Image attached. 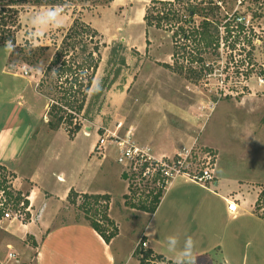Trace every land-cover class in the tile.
Returning a JSON list of instances; mask_svg holds the SVG:
<instances>
[{
    "label": "rangeland",
    "instance_id": "374dc122",
    "mask_svg": "<svg viewBox=\"0 0 264 264\" xmlns=\"http://www.w3.org/2000/svg\"><path fill=\"white\" fill-rule=\"evenodd\" d=\"M151 1L114 0L109 6L93 11L78 8L76 15L71 9L64 10L62 27H48L41 32L32 25L31 18L58 5H47L45 0H0V99H4L1 100L3 107H6L7 94H18L23 89L27 93L28 80L34 86L31 102L36 112L35 120H39L43 112L42 116H48L51 106L62 96L55 90V53L73 41L74 36L70 38L69 31L81 13L83 22L97 32L104 44L98 71L79 117L83 128L97 132V141L105 129L115 131L117 124H122L119 133L132 128L136 142L145 147L148 146L147 138L163 135L159 130L161 120L167 123L168 119L171 126L189 127L195 149L199 153L210 151L216 157L221 175L248 182L262 181L264 0H211L220 9L216 10L214 18H220L217 20L224 23L235 17L242 18L245 33L236 49L231 51L232 41L237 38H234L236 31L226 41V33L220 29L225 45L219 56L213 57V75L202 80L165 67L173 64L172 35L146 27L144 16ZM209 18L215 20L212 15ZM6 41L14 46L12 51L6 50ZM8 59V69L12 73L24 76L22 68L26 67L28 76L24 77L27 80H15L5 71ZM38 122V125L42 124L40 120ZM109 156L110 162L114 163L115 153L110 151ZM194 166L193 163L191 168ZM186 186L193 193L201 194L197 185L188 182ZM111 187L113 215L116 219H124L121 193L125 183L117 179ZM72 210L85 216L77 206H72ZM204 222L208 238L220 233V236L224 235L216 242V247L225 251H228L234 234L251 227L247 221L231 223L205 218ZM26 232L24 225L2 224L0 264H35L32 249L36 244L34 246L32 237L25 236ZM10 253L15 254V259H9ZM210 253L214 259H221L218 248Z\"/></svg>",
    "mask_w": 264,
    "mask_h": 264
},
{
    "label": "crops",
    "instance_id": "0c3cea01",
    "mask_svg": "<svg viewBox=\"0 0 264 264\" xmlns=\"http://www.w3.org/2000/svg\"><path fill=\"white\" fill-rule=\"evenodd\" d=\"M8 66L9 59L5 71L13 79L27 80L22 74L12 73ZM27 82V95L24 89L18 94H7V108L2 105L4 99H0V166L12 176L14 190L32 205L33 221L24 227L25 236L32 237L36 244L35 249L31 248L35 251V264H139L133 252L142 238L156 254L173 260L176 253L167 246L169 235L177 236V249L186 236L194 239L195 264H264V213L263 209L257 210L264 179L248 182L221 175L216 165L211 184L202 186L178 178L153 214L132 209L126 204L128 188L121 168L115 165L116 161L110 162V156L102 159L94 154L97 132L84 127L70 139L64 128H50L48 116H42L44 112L40 113L42 124L38 125L31 102L34 86ZM164 122L161 120L159 128L162 136L146 139L154 157L172 158L194 144L188 126H171L168 119ZM117 179L125 183L121 220L113 215L111 183ZM188 182L197 185L201 194L193 193L186 186ZM71 190L80 195L110 196L108 216L118 235L109 244L85 216L74 213L68 201ZM231 200L238 204L236 214L228 211L227 201ZM205 218L231 223L247 221L251 227L234 234L225 251L216 247L224 235L220 233L214 238L205 235L208 231ZM217 248L221 254L219 261L210 253Z\"/></svg>",
    "mask_w": 264,
    "mask_h": 264
},
{
    "label": "trees",
    "instance_id": "16d2710c",
    "mask_svg": "<svg viewBox=\"0 0 264 264\" xmlns=\"http://www.w3.org/2000/svg\"><path fill=\"white\" fill-rule=\"evenodd\" d=\"M114 0H45L47 5H66L65 10L77 9L93 11L99 7L109 6ZM218 4L211 0H152L146 9L144 21L147 28L164 30L172 35L174 53L173 64L166 68L177 73H186L198 79L213 75L215 66L213 57L219 56L225 38L220 29L226 33V41L233 35L235 41L231 51L236 49L241 35L245 33L242 18L233 21H219L214 18ZM217 20H212L209 17ZM233 22L236 23L233 25ZM73 41L60 47L55 53L56 75L55 90L62 96L51 106L48 112L49 126L52 130L64 128L70 139H73L83 128L79 117L83 112L88 93L101 62V48L104 45L97 32L83 22L81 13L75 19L69 31ZM149 41H147V44ZM250 43H252L250 41ZM225 45V44H224ZM230 48V47H229ZM264 74V71H263ZM75 109V112H72ZM134 195V191H132ZM162 196L156 195L151 200L137 203L133 197L126 195L128 207L153 214L160 204ZM78 200L81 203L78 205ZM68 201L79 207L90 222L91 227L109 244L118 235V230L108 216L110 196L77 194L70 191ZM258 208H264V191L260 195ZM35 246V244H34Z\"/></svg>",
    "mask_w": 264,
    "mask_h": 264
},
{
    "label": "built area",
    "instance_id": "2783aa9c",
    "mask_svg": "<svg viewBox=\"0 0 264 264\" xmlns=\"http://www.w3.org/2000/svg\"><path fill=\"white\" fill-rule=\"evenodd\" d=\"M24 76H28L26 67L22 68ZM214 105L212 106V109ZM122 124H117L115 131L105 129L99 136L94 154L106 158L110 151L115 153V161L121 167L122 177L128 185L129 195L135 203L141 200H151L154 196H162L170 185L178 178L206 186L215 180L216 157L210 151L199 153L193 144L184 148L174 157L156 158L148 146L136 142L132 128L120 134ZM203 152V153H202ZM202 154V156H201ZM194 163V169L192 165ZM13 179L0 166V227L5 223L26 225L33 221L32 205L24 195L14 190ZM134 191V195L132 194ZM231 214L238 212L235 200L227 201ZM264 211V208H263ZM133 254L139 264H173V260L160 256L152 251L148 242L142 238L135 246ZM10 253L9 259H15Z\"/></svg>",
    "mask_w": 264,
    "mask_h": 264
},
{
    "label": "clouds",
    "instance_id": "9594fccd",
    "mask_svg": "<svg viewBox=\"0 0 264 264\" xmlns=\"http://www.w3.org/2000/svg\"><path fill=\"white\" fill-rule=\"evenodd\" d=\"M66 5L53 6L37 13L31 18L32 25L41 32L48 27L59 28L63 26V13ZM5 48L12 51L14 46L10 41H6ZM98 89V87H97ZM168 248L175 252L173 264H195L193 249L195 241L191 236H186L183 245L177 249V236L169 235L166 238Z\"/></svg>",
    "mask_w": 264,
    "mask_h": 264
}]
</instances>
